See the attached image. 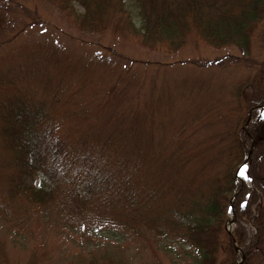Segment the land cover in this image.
I'll return each instance as SVG.
<instances>
[{"label":"rangeland","instance_id":"1","mask_svg":"<svg viewBox=\"0 0 264 264\" xmlns=\"http://www.w3.org/2000/svg\"><path fill=\"white\" fill-rule=\"evenodd\" d=\"M17 3L13 26L0 37V108L16 98L45 117L52 140L64 144L68 179L76 175L84 191L89 179L93 188L87 190L104 204L107 218L64 210L58 195L45 206L9 199L8 155L0 137V264H87L106 253L114 257L111 264H197L183 228H171L167 218L194 214L207 185L248 152L251 141L242 128L250 109L233 90L256 69L208 64L244 52L210 45L195 31L177 50L162 41L145 46L134 0H125L134 28L124 15L122 23L116 19L100 32L80 30L52 0ZM251 58L243 63L264 59V20L252 36ZM239 140L243 147L235 160ZM254 153L253 173L262 176L264 152ZM239 183L233 204L242 195ZM154 186L161 193L149 210L158 222L148 231L142 205ZM248 222L240 220L252 233ZM223 240L217 264H225L224 248L228 253Z\"/></svg>","mask_w":264,"mask_h":264},{"label":"trees","instance_id":"2","mask_svg":"<svg viewBox=\"0 0 264 264\" xmlns=\"http://www.w3.org/2000/svg\"><path fill=\"white\" fill-rule=\"evenodd\" d=\"M52 1L83 31H103L116 19L122 23L124 15L129 17V24L134 28L125 0ZM134 1L139 7L141 29L144 28L142 43L145 46L155 48V44L162 41V45H165L164 42L168 43L170 50H177L184 44L186 35L195 31L210 45H234L242 50L243 54H229L209 62L217 63L218 66L234 63L254 67V74L250 73L237 81L233 96L239 102L244 101L248 109L264 105V59L251 61L252 65L243 63V60H253L251 41L255 30L264 20V0ZM75 4L83 7L82 12L74 7ZM18 5L15 0H0V37L12 28L15 16L19 13V8H16ZM29 105L31 104L25 100L23 102L12 98L5 101L0 108V137L3 150L8 155L6 166L10 170L7 197L14 201L20 199L45 206L55 201L58 195V206L62 205L65 210L74 209L79 214L85 213V217L105 220L107 211L104 204L97 202L98 199L90 192L93 188L92 182L85 179L87 184L84 191L80 188L76 175L73 174L68 179L69 170L65 162L66 155H63V144L59 138L52 140L45 126V117ZM253 115L259 116L258 122L250 124V134L245 131V136L247 141L250 140V135L256 138L257 155L261 151L264 152V111L261 113L256 110ZM247 118L248 116H245V122ZM124 134L132 141L130 133ZM242 147L243 142L239 140L235 148V160ZM228 155H231V151ZM252 157L257 158L254 155ZM242 161L241 157L235 168L229 162L222 177L207 185L201 202H195L192 207L194 214L186 212L182 218L172 215L169 219V224L174 228H183L184 237L198 253L197 264L218 263V254L224 244L223 236L228 239L227 254L226 248L224 249L225 264H237L236 252L232 238L225 230V222L228 219V202L236 187V168ZM250 171L255 190L250 192L244 185L241 197L236 198L234 209L238 221L232 233L245 252L244 264H264V175H254L253 164ZM90 172L91 168L88 167V176ZM241 177L244 180L243 174ZM157 193L147 189L146 197L154 199ZM154 202L156 203V200ZM150 205L154 207L149 202L142 205V213L149 221L144 227L148 229L157 225V220L148 216L151 214L147 210ZM240 220L251 222L256 233L251 234ZM154 232H160L159 228ZM257 258L260 260L256 262ZM113 260L114 257L106 253L98 258H90L87 264H111Z\"/></svg>","mask_w":264,"mask_h":264}]
</instances>
